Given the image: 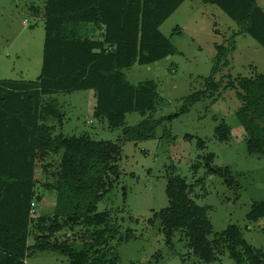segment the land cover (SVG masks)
<instances>
[{"label":"trees","instance_id":"1","mask_svg":"<svg viewBox=\"0 0 264 264\" xmlns=\"http://www.w3.org/2000/svg\"><path fill=\"white\" fill-rule=\"evenodd\" d=\"M184 1L47 0L40 75L32 81L0 80V264H27L30 254L37 250L61 251L67 256V264L120 261L113 243L130 240L134 233L122 230L112 209L98 211V203L113 200L121 172L122 145L87 134H55L56 125L46 123L52 116H60L51 96L91 89L96 97L95 116L106 118L110 127H123L131 135L134 127L125 125L126 114L155 111L161 96L154 80L132 83L124 70L176 53L160 27ZM203 2L218 5L237 22L239 33L249 34L264 47V8L258 0ZM224 48L217 45L216 72L226 58ZM222 89L234 90L241 102L236 117L247 131L249 152H264V73L229 74L221 80L211 75L204 88L184 101L180 112H187L208 93ZM216 133L220 140L228 141L231 129L221 121ZM165 136L172 141L169 130ZM199 145L204 147L202 142ZM53 155L60 156L55 169L50 161ZM214 157L207 153L205 165L209 172L222 174L225 169L212 166ZM191 193L186 179L171 170L166 184L169 204L149 220L160 221L167 243H172L179 230L193 253L208 264L225 252L239 264H264V254L249 244L237 224L214 233L210 206L197 204ZM50 196L52 210L38 213L37 205ZM263 217L264 203H256L248 219Z\"/></svg>","mask_w":264,"mask_h":264},{"label":"rangeland","instance_id":"2","mask_svg":"<svg viewBox=\"0 0 264 264\" xmlns=\"http://www.w3.org/2000/svg\"><path fill=\"white\" fill-rule=\"evenodd\" d=\"M46 3L47 0H0V80L32 81L40 75ZM258 3L264 8V0ZM35 9L39 16L33 15ZM160 29L171 39L176 53L124 70L132 83L154 80L161 96L155 111L126 114L125 125L134 127L131 135L123 127H110L106 118L95 116L96 97L91 89L52 95L60 116H52L46 123L56 125L55 134H87L95 140L121 143V172L113 200L98 203V211L112 209L122 230L134 233L130 240L113 243L120 255L117 264H208L193 253L181 231L175 232L169 244L160 221H149L154 212L169 204L166 184L171 170L186 179L197 204L210 206L214 233L237 224L249 244L264 254V217L248 219L254 205L264 203V152L252 154L248 150L247 131L236 117L241 105L236 92L212 91L187 112H180L184 101L204 88L211 75L221 80L229 74L264 73V47L249 34L239 33L237 22L218 5L203 0H185ZM217 45L225 46L226 58L216 72ZM226 60L228 64H224ZM175 113L180 115L168 120ZM221 121L231 129L228 141L217 137L216 127ZM168 130L172 141L165 136ZM207 153L215 155L212 166L226 171L209 172L204 159ZM59 159L58 155L51 156L53 169ZM52 203L53 197L45 198L37 205L38 213H49ZM33 243L30 238L29 244ZM67 262L61 251L37 250L27 259V264ZM212 264L239 263L225 252L218 253V260Z\"/></svg>","mask_w":264,"mask_h":264},{"label":"built area","instance_id":"3","mask_svg":"<svg viewBox=\"0 0 264 264\" xmlns=\"http://www.w3.org/2000/svg\"><path fill=\"white\" fill-rule=\"evenodd\" d=\"M35 203H33V205H34Z\"/></svg>","mask_w":264,"mask_h":264},{"label":"crops","instance_id":"4","mask_svg":"<svg viewBox=\"0 0 264 264\" xmlns=\"http://www.w3.org/2000/svg\"><path fill=\"white\" fill-rule=\"evenodd\" d=\"M36 15V14H35ZM38 16H39V14H38Z\"/></svg>","mask_w":264,"mask_h":264},{"label":"water","instance_id":"5","mask_svg":"<svg viewBox=\"0 0 264 264\" xmlns=\"http://www.w3.org/2000/svg\"><path fill=\"white\" fill-rule=\"evenodd\" d=\"M33 15H35V14L33 13Z\"/></svg>","mask_w":264,"mask_h":264}]
</instances>
